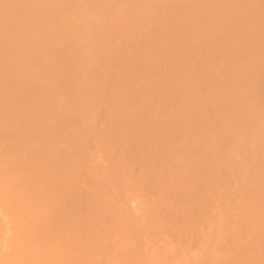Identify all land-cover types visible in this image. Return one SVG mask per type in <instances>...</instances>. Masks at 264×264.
<instances>
[{
  "label": "bare ground",
  "instance_id": "1",
  "mask_svg": "<svg viewBox=\"0 0 264 264\" xmlns=\"http://www.w3.org/2000/svg\"><path fill=\"white\" fill-rule=\"evenodd\" d=\"M0 264H264V0H0Z\"/></svg>",
  "mask_w": 264,
  "mask_h": 264
}]
</instances>
